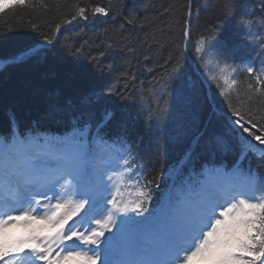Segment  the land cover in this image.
I'll return each instance as SVG.
<instances>
[{
    "label": "trees",
    "instance_id": "1",
    "mask_svg": "<svg viewBox=\"0 0 264 264\" xmlns=\"http://www.w3.org/2000/svg\"><path fill=\"white\" fill-rule=\"evenodd\" d=\"M77 5L85 9L87 20L72 19ZM96 6L109 15H93ZM261 21L264 0L0 4V59L5 62L0 70V138L19 130L35 136L41 149L71 153L78 149L84 113L92 110L99 118L105 110L112 111L110 130L123 127L120 138L105 137L107 146L119 148L130 160L128 172L121 173L116 203L135 207L147 197V210L137 213L143 218L159 206L167 190L174 192L172 183L184 187L187 180L197 188L207 170L232 169L243 140L256 149L242 162L244 169L250 166L264 176V144L234 124L239 117L233 111H240L244 123L249 107H261L250 105L247 96L264 99L248 88L251 84L264 90V83L256 82V72L246 70L250 65L264 69ZM202 38L205 49L215 45L212 53L218 62L211 70L202 66L205 62L196 52ZM253 132L264 135V126ZM92 137L97 140L94 130L87 143ZM216 137L237 150L207 156L202 146ZM90 152L82 160L85 167ZM182 207L173 200L169 213Z\"/></svg>",
    "mask_w": 264,
    "mask_h": 264
},
{
    "label": "snow or ice",
    "instance_id": "2",
    "mask_svg": "<svg viewBox=\"0 0 264 264\" xmlns=\"http://www.w3.org/2000/svg\"><path fill=\"white\" fill-rule=\"evenodd\" d=\"M18 3L25 5L26 0H18ZM92 13L109 15L108 10L99 6L93 8ZM77 17L88 19L85 9L78 5L72 19ZM261 24L264 25V21ZM59 30L57 25L56 31ZM205 43V38L200 39L196 52L205 62L202 66L211 70L218 62L212 53L215 45L209 44L205 49ZM246 70L250 74L256 72L251 66ZM176 71L178 69H174ZM261 75H264V69L255 75L257 83H264ZM248 88L258 97H264V90L253 89L251 84ZM108 92L112 94V89L109 88ZM247 99L250 105L261 107H249L244 114L248 116L244 123H241L244 116L238 109H233L239 117L234 124L264 144V135L253 132L258 126H264L260 125L264 120V99L254 101L251 94ZM113 119L114 113L110 110H105L99 118L92 110L84 113L77 130L78 149L60 157L55 168L49 167L37 154V139L31 133L24 135L14 130L10 138H0V264H68L77 257H83L85 264H97L98 261L99 264H194L195 261L200 264H264V176H258L250 166L245 170L242 163L248 153L256 150L250 140L239 143V155L233 161V171L226 186L221 184L212 190H204L195 200L169 213L162 224L150 221L149 213V217L142 221H132L143 224V228H131L129 221L132 218L123 214L129 211L143 213L147 210L143 205L150 200L146 197L129 209L119 207L113 198L108 201L113 207L105 208L107 215L104 219L95 221L98 228L86 230V233L73 227L65 230L64 225L72 216L86 206L88 209L96 207L89 171L81 161L88 155L87 138L93 130L103 146H107L105 137L120 138L119 128L123 125L110 130ZM201 138L202 134L196 143ZM236 150L235 145L221 137L210 139L202 146L207 156ZM261 156L264 158V152ZM258 192L261 193L259 196ZM70 193L82 199L78 202L64 199ZM53 200L56 202L52 203ZM218 200L222 203H217ZM217 208L221 209L219 215ZM38 209L44 211L40 218L32 214ZM117 219L119 224L115 223ZM21 223L29 226L28 234L11 236V229ZM48 228L59 230L50 235L45 232ZM112 228L117 231L112 232ZM106 232L108 236H105ZM145 232L150 239H145ZM84 245H96L88 250L93 255H88L87 251L70 250Z\"/></svg>",
    "mask_w": 264,
    "mask_h": 264
},
{
    "label": "rangeland",
    "instance_id": "3",
    "mask_svg": "<svg viewBox=\"0 0 264 264\" xmlns=\"http://www.w3.org/2000/svg\"><path fill=\"white\" fill-rule=\"evenodd\" d=\"M12 0H0V4H5L8 3ZM58 161L53 162V165L51 166V168H55L56 164ZM220 180H211L209 179L207 181V184L205 186V190H212L218 186H220ZM97 194H100L101 191L105 190L102 186H100L97 189ZM57 191H59L57 189ZM49 196L52 195L51 192L48 193ZM100 196H102L99 201H97L96 207L92 208L90 210L87 209H82L79 213H77L76 215L72 216V218L70 220H68L67 224L64 225L65 230L69 227H73L74 230H78L80 232H85L86 230L89 229H94V228H98V226L95 224L96 220H103L105 217V214H102L104 211V208H106L105 206V202L107 200H110L111 197L110 195L106 194H101ZM39 198V197H37ZM64 199H72L74 201H79L81 198L77 197V195L74 194H68L64 197ZM112 200V199H111ZM56 201L53 200L52 203H55ZM217 203H222V200H218ZM98 208H100V210H98ZM220 208L216 209L217 215H219L220 212ZM219 211V212H218ZM106 212V211H105ZM33 215L37 216L38 218L42 217L44 214L43 210H37V212L32 213ZM59 229H52V228H48L45 229L46 234H50V235H54L56 231H58ZM30 231L29 226L24 225L23 223L16 225L14 228L11 229V233L10 235L13 237L16 236H23V235H27L28 232ZM112 232H116L115 228H112ZM109 233H105V236H108ZM71 243V242H69ZM88 246H92V245H84L83 248H72L70 250L72 251H87L88 255H93V253L91 251H88L90 247ZM100 247H104L103 245H100ZM40 264H43V262H40ZM68 264H85V260L83 257H77L74 260H71L68 262ZM97 264H99V261L97 262ZM194 264H200L199 261H195Z\"/></svg>",
    "mask_w": 264,
    "mask_h": 264
},
{
    "label": "bare ground",
    "instance_id": "4",
    "mask_svg": "<svg viewBox=\"0 0 264 264\" xmlns=\"http://www.w3.org/2000/svg\"><path fill=\"white\" fill-rule=\"evenodd\" d=\"M1 62H3V59H0ZM4 65H0V70L3 68Z\"/></svg>",
    "mask_w": 264,
    "mask_h": 264
},
{
    "label": "water",
    "instance_id": "5",
    "mask_svg": "<svg viewBox=\"0 0 264 264\" xmlns=\"http://www.w3.org/2000/svg\"><path fill=\"white\" fill-rule=\"evenodd\" d=\"M0 65H2V62L0 61Z\"/></svg>",
    "mask_w": 264,
    "mask_h": 264
}]
</instances>
